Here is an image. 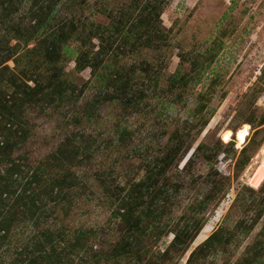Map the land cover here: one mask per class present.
<instances>
[{"label": "trees", "instance_id": "obj_1", "mask_svg": "<svg viewBox=\"0 0 264 264\" xmlns=\"http://www.w3.org/2000/svg\"><path fill=\"white\" fill-rule=\"evenodd\" d=\"M85 3L0 0V264H175L188 252L186 264H204L227 252L233 237L221 234L218 228L191 249L207 224L199 214L222 192L228 178L210 182L216 185L192 202L174 223L181 190L195 181L192 176L186 180L187 175H180L178 163L194 137L186 146L189 133L184 138L179 128L159 154H152V144L124 152L123 143L134 133L119 126L116 152L128 158L133 153L143 164L141 176L125 184L101 168L95 172L112 207L108 228L113 239L104 241L101 229L70 226L72 211L90 194L92 183L84 169L101 146L94 148L98 140L86 128L97 120L100 108L112 103L127 115L143 113L148 99L187 91L194 81L193 72L177 71L168 78L167 87L160 88L161 69L147 60L124 62L142 50L164 46L168 32L162 28L161 14L167 0H134L113 9L105 7L101 13L107 15V24L87 16ZM73 42L78 44L77 71L92 70V81L81 89L63 68L66 49ZM86 84L93 93L83 100ZM55 115L64 119L69 130L52 152L34 161L23 151L34 135L32 119ZM208 115L201 119L197 135L209 123L212 112ZM232 140L226 143L232 144ZM106 142L105 149L113 139ZM249 145L246 142L241 149L244 156L237 162L238 170L243 171L251 161L252 156H245ZM202 147L200 143L196 152ZM174 168L177 178L170 174ZM242 187L251 194L257 192L247 184ZM258 205H264V195ZM252 227L240 220L237 231L249 233ZM170 233L174 237L162 250L160 244ZM259 236L242 259L223 264L262 261L264 231Z\"/></svg>", "mask_w": 264, "mask_h": 264}, {"label": "rangeland", "instance_id": "obj_2", "mask_svg": "<svg viewBox=\"0 0 264 264\" xmlns=\"http://www.w3.org/2000/svg\"><path fill=\"white\" fill-rule=\"evenodd\" d=\"M131 1L134 0H86L83 12L97 22L107 24V15L101 13L105 7L113 9L129 5ZM161 19L162 28L168 32L164 46L159 50H142L125 58L124 62L147 60L161 69L160 88H166L168 78L177 71L183 74L193 72L194 81L189 83L187 91L148 99L145 103L149 106L143 113L127 115L112 103L100 108L97 120L88 123L86 128L98 140L94 148L101 146L84 169L92 183L90 194L74 208L69 223L72 227L101 229L103 240H112V231L108 228L112 207L104 198L95 172L101 168L107 176L125 184L141 176L143 164L141 157H134L133 153L128 158L126 154L116 152L117 128L127 127L134 133L123 143L126 144L124 152L152 144V154H159L160 148L179 128L184 138L189 133L186 146L194 137L178 163L180 175H187L186 180L192 176L195 181L181 190L180 203L173 211L174 223L192 202L202 199L204 192L216 185L210 182H218L226 176L228 179H225L222 192L213 198L204 213L199 214L207 224L191 249L221 228V234L233 235L227 252L208 258L204 264L235 263L245 256L247 247L264 231V205L257 206L264 195V181L256 188L249 183L264 158V105L258 103L264 93V0H167ZM93 42L98 49V40ZM77 49L75 42L68 46L63 68L81 89L86 82L92 81V70L88 67L77 71ZM9 65L14 66L11 61ZM87 85L83 100L92 97L93 90ZM200 110L202 112L197 113ZM211 112L209 123L197 135L201 130V119ZM186 121L191 122L187 125ZM32 122L34 135L23 151H28L31 159L36 161L52 152L69 128L64 119L56 115L34 118ZM241 126L250 129L247 140L250 145L245 156H252L243 171L238 170L237 162L244 156L241 149L246 143L238 148L232 133L236 130L235 137ZM165 130H168L167 134ZM224 132L231 134L234 145L226 143L229 141L224 140ZM110 139H113V145L109 143L105 149L106 141ZM200 143L203 147L196 152ZM111 167L116 171H110ZM183 168L185 172H182ZM170 174L174 178L179 176L175 168ZM110 181L109 177L107 182ZM246 184L257 192L245 191L242 186ZM240 220L252 225V231L245 234L237 231ZM173 237L172 233L164 237L160 248L163 250ZM189 254L175 260V264H186ZM254 264H264V257Z\"/></svg>", "mask_w": 264, "mask_h": 264}, {"label": "bare ground", "instance_id": "obj_3", "mask_svg": "<svg viewBox=\"0 0 264 264\" xmlns=\"http://www.w3.org/2000/svg\"><path fill=\"white\" fill-rule=\"evenodd\" d=\"M250 136V129L244 126H241L237 132H236V142L237 147H242L248 140V137ZM223 138L225 141L232 140V136L228 132L223 133ZM264 153V151H263ZM264 181V158L261 160V162L258 164L256 170L250 177V185L253 187H259L262 182Z\"/></svg>", "mask_w": 264, "mask_h": 264}, {"label": "built area", "instance_id": "obj_4", "mask_svg": "<svg viewBox=\"0 0 264 264\" xmlns=\"http://www.w3.org/2000/svg\"><path fill=\"white\" fill-rule=\"evenodd\" d=\"M258 103L259 105H264V93L261 95V97H259Z\"/></svg>", "mask_w": 264, "mask_h": 264}, {"label": "water", "instance_id": "obj_5", "mask_svg": "<svg viewBox=\"0 0 264 264\" xmlns=\"http://www.w3.org/2000/svg\"><path fill=\"white\" fill-rule=\"evenodd\" d=\"M208 237H209V236H208ZM208 237H207V238H208ZM207 238H206V239H207ZM202 242H203V241H202Z\"/></svg>", "mask_w": 264, "mask_h": 264}]
</instances>
